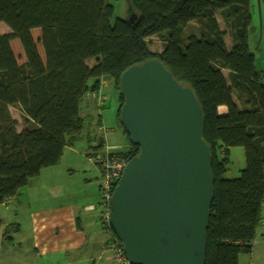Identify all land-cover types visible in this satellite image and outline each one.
<instances>
[{"label": "trees", "instance_id": "1", "mask_svg": "<svg viewBox=\"0 0 264 264\" xmlns=\"http://www.w3.org/2000/svg\"><path fill=\"white\" fill-rule=\"evenodd\" d=\"M127 1V17L115 18L113 0H0V21L12 29L0 35V204L61 162L83 130L81 103L90 91L112 80L120 118L122 73L158 58L195 91L213 149L205 264H240V255L253 250L264 204V69H257L249 44L251 0ZM217 11L229 24L231 49ZM190 25L195 29L186 35ZM154 35L161 51L150 48ZM12 105L24 116L23 130ZM130 143L129 153L138 155L140 147ZM233 146L243 147L245 166L228 178Z\"/></svg>", "mask_w": 264, "mask_h": 264}, {"label": "water", "instance_id": "2", "mask_svg": "<svg viewBox=\"0 0 264 264\" xmlns=\"http://www.w3.org/2000/svg\"><path fill=\"white\" fill-rule=\"evenodd\" d=\"M120 91L140 152L114 191L113 230L133 264H205L215 188L202 105L158 58L129 66Z\"/></svg>", "mask_w": 264, "mask_h": 264}, {"label": "rangeland", "instance_id": "3", "mask_svg": "<svg viewBox=\"0 0 264 264\" xmlns=\"http://www.w3.org/2000/svg\"><path fill=\"white\" fill-rule=\"evenodd\" d=\"M115 5V18H125L128 15V1L127 0H113ZM219 12V11H218ZM251 12L252 23L249 28V44L251 52L255 55V63L257 69H264V0H251ZM219 17L224 28L227 29L229 42L233 39L229 24L223 18V14L219 12ZM195 26H188L186 29V35L193 32ZM12 33L10 26L4 21H0V35ZM150 48L153 51H161L163 49L162 42L157 36H152L150 39ZM96 62L95 58H90L88 63L93 65ZM228 70V69H227ZM225 71V77L228 84L232 85L230 72ZM109 98L107 105L102 109L104 115V122L106 126L113 123V126L119 130L112 134L105 141L106 145L112 148V150L125 151L130 147V139L127 135V131L121 118H118L117 106L119 104L118 95L116 89L112 84L108 83ZM106 85V86H107ZM233 91L238 94L239 90L233 85ZM100 111V112H101ZM10 112L13 119L18 121V129L23 130L25 127L24 116L15 105L10 106ZM92 116L95 119L98 115L97 111L91 110ZM117 116V117H116ZM116 125V126H115ZM109 128V127H108ZM106 130V129H105ZM100 134L103 135V131L100 130ZM85 135H90V129L88 128V122L84 126L82 133L76 140L73 146L67 147L65 154L58 164L60 171L56 174V179L62 184L63 189L67 192V197L70 201L84 205L87 200H95L97 206L101 201L100 184L103 181L102 173L99 167L90 159V154H95L101 146L95 148L90 145V141L86 139ZM110 138V139H109ZM105 149V147L103 148ZM231 163L229 169L226 172L228 178H235L240 176L241 169L245 166V152L242 146H233L230 151ZM47 170H43V175L47 174ZM40 176L35 177L32 183L21 189V194L14 197L12 202L8 204H0V264H27L26 259L33 255L31 245L28 243L25 246H20V243H14L8 245V239L6 233L15 234L16 224L22 222L27 225V236L30 235L28 226H31L30 213L34 209V206L38 207L41 201L46 202L44 193H42V199L38 202L33 200V192L39 189L41 192L42 184ZM99 179V181H98ZM98 181V184H97ZM44 190V189H43ZM27 199L29 202L34 203V206L30 207L26 204L22 206L23 201ZM22 201V202H19ZM100 210L98 206L97 211ZM261 222L257 228V235L254 240V251L252 253H242L240 255V264H264V208L261 211ZM5 219L8 223L5 224ZM104 237V234H103ZM19 240V236L16 238ZM112 262V263H111ZM108 264H114L111 260Z\"/></svg>", "mask_w": 264, "mask_h": 264}, {"label": "crops", "instance_id": "4", "mask_svg": "<svg viewBox=\"0 0 264 264\" xmlns=\"http://www.w3.org/2000/svg\"><path fill=\"white\" fill-rule=\"evenodd\" d=\"M219 12L222 15V12ZM219 12H216L217 20L222 30L226 31V44L227 47L231 49L234 45V41L229 42V32L223 27L221 18L218 14ZM191 24H194V22ZM186 29L187 28H185L184 33L187 32ZM224 70L227 69H222L225 76ZM227 71L230 72V70ZM108 83H111L114 87L112 80L103 79L100 88L90 91L81 103V114L85 119L84 126L88 122V128L90 129V135L85 136L86 139L90 141V145H93L95 148L99 147L102 142L106 145L105 141L108 137L122 130L121 127L117 130L112 122H110L109 126H106L104 115L101 110L106 107L107 101L100 105L97 97L93 95V92H100L105 95L108 100ZM116 93L118 95L117 90ZM233 97L237 104L242 107L243 102L237 98L235 93H233ZM93 109L98 112L95 119L91 112ZM219 111L225 113L227 107L221 106ZM100 130L103 131V135L100 134ZM43 170H47L48 172L46 175H43L42 171L39 175L41 178L42 190L40 192L39 189H36L33 192V200L38 202L42 199V193H44L46 202L41 201V204L36 207L34 203L29 202L27 199L23 201V207L26 204L30 207L34 206V209L30 213L32 220L31 226H28L30 235L27 236L26 224L22 222L19 224L17 223L15 234L6 233L8 245L14 243H20L22 247L25 246L26 243L31 245L33 255L26 259L25 262H27V264H108L109 261L111 262L112 257L107 247L108 236L100 223V210L97 211L99 206H97V202L95 203V200H87L84 205L76 204L73 201L71 202L62 184L56 179V174L60 171V167L56 165ZM12 200L13 198L9 199L8 203L12 202ZM6 223H8L7 219H5V224ZM18 236L19 240L17 241L16 238ZM254 246L256 245L253 243L252 252L254 251Z\"/></svg>", "mask_w": 264, "mask_h": 264}, {"label": "built area", "instance_id": "5", "mask_svg": "<svg viewBox=\"0 0 264 264\" xmlns=\"http://www.w3.org/2000/svg\"><path fill=\"white\" fill-rule=\"evenodd\" d=\"M93 95L98 97L100 103L104 102L105 96L102 93L93 92ZM90 159L99 167L103 177L100 184V223L108 236L107 247L112 260L115 264H133L125 252L121 239L113 230L111 222L113 194L131 159V154L128 151H116L105 147V149L91 154Z\"/></svg>", "mask_w": 264, "mask_h": 264}, {"label": "clouds", "instance_id": "6", "mask_svg": "<svg viewBox=\"0 0 264 264\" xmlns=\"http://www.w3.org/2000/svg\"><path fill=\"white\" fill-rule=\"evenodd\" d=\"M104 96H105V95H104ZM97 99H98V97H97ZM103 101H104V102L107 101V97H106V96H105V99H104ZM98 102L100 103L99 99H98ZM104 102H103V103H104ZM103 103H100V105H102ZM130 142H131V140H130ZM129 144H131V143H129ZM99 146H101V148H100L99 150H102L104 147H109L108 145L103 144V142H102ZM130 146H131V145H130ZM110 148H111V147H110ZM129 148H130V147H129ZM129 148H128V150H125V151L130 152V151H129ZM111 149H112V148H111ZM116 151H117V150H116ZM90 155H91V154H90ZM90 155H89V157H90ZM133 157H134V156L132 155V156H131V159H132ZM131 159H130V160H131ZM130 160H129V161H130ZM118 184H119V183H118ZM5 203H7V201H6Z\"/></svg>", "mask_w": 264, "mask_h": 264}]
</instances>
